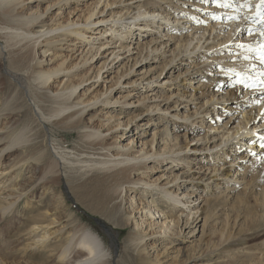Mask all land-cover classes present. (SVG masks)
Here are the masks:
<instances>
[{
    "label": "rangeland",
    "instance_id": "obj_1",
    "mask_svg": "<svg viewBox=\"0 0 264 264\" xmlns=\"http://www.w3.org/2000/svg\"><path fill=\"white\" fill-rule=\"evenodd\" d=\"M113 1L112 5L106 7L105 0H100L98 4V0L24 1L26 10L24 16L34 14L39 16L37 21H42L46 26L56 27L63 24L64 27L42 36L32 52L30 61V66L41 61V67L46 70L57 69V74L47 84L41 85L38 80L27 76V71H23L25 76L21 86L16 85L9 93H0V208L8 206L4 214L0 212V260L3 261L0 264H72L74 256L78 254L76 249L68 259L58 262V258L54 255L49 259L43 257L44 251L51 250V246L43 248V251L35 249V246L42 248L44 244L58 245L66 237L79 234L77 230L81 226L90 228L104 242L103 263L105 264H262L260 259H263L264 263V239H261L264 225L261 224L260 219L256 228L247 232L246 225L250 222H248L249 214L245 212L246 209H256L257 198L264 189L257 187V180H252V175L248 172L233 174L227 182L218 177L209 178L208 174L211 168L220 169L227 164H236L238 159L233 162V158L238 156V153L227 157L222 165L221 161L214 160L204 168H201L202 164H206L203 157H210L209 154H213L215 150L184 151L177 157L176 154H172L173 151L164 152L165 158L155 155L153 156L155 164H151L153 160L148 158L138 171L130 175L132 179L144 181L136 185L123 183L120 186L121 192L119 191L116 197L109 187L112 178L107 177L115 170L108 171L105 168L96 170L98 166H89L90 160L101 158L97 156L98 153H104V150L99 149L98 146L92 147L90 143L101 140L106 144H113L110 147L113 152L117 148L121 150L119 152H123V146L126 144L130 152L140 151L143 149L142 144H146L147 147L154 134H157L154 146L158 142L162 143V138H168V144H177V147L188 140H191L190 147L195 145L197 148L212 147L215 142L211 136H216L218 131H210L206 125L202 127L203 120L206 124L210 116L204 111H210L215 107L223 123L221 128L224 123L231 121L230 123H234L229 128L231 130L232 127L237 126L236 120L240 119L238 117L240 113L231 111L232 108L224 109L227 104L234 105L232 100H222L226 94L233 91L235 101L237 100L239 104L247 103L245 105L247 110H255L258 102H264V87L258 86L255 89L258 92L249 91L243 97L244 84L241 85L236 81L245 77L244 74L249 75L250 72L261 71L264 75V63L257 62L261 57L256 58L258 54L251 51L252 43L249 39L245 40L244 36L246 29L251 35L257 36L258 27H262V24L252 18L247 21L249 17L244 19L234 36L222 43V52L228 56L216 60L213 71L202 75L198 70H203L209 63L203 59L205 48L214 45L215 41H223L224 35L232 27L230 23L241 18L237 10L241 5H246L241 3L243 0L232 1L239 7H233L239 14L236 13L237 17L233 20H228L230 18L228 16L225 17L228 21L224 22H221L224 11L214 7L218 6L217 2H222L226 6L227 4L222 0H216L217 2L215 0ZM148 1H155L169 8L177 18L182 19L184 16L189 18L180 19L179 23L167 22L168 25L162 17L157 18L159 24L162 23L164 27L169 28L162 33L156 31V25H146L147 16L139 17L135 25L131 20L126 19L118 20L116 23L118 15H115L114 19L100 21L101 18H108L109 13L117 14L120 10L123 13L128 9V13L133 9L130 15L135 14L137 6ZM250 3L251 1L247 5L253 4ZM176 6L178 8L175 9ZM186 9L191 10L186 12ZM92 10L95 11V15L84 21ZM101 10L104 12L98 13ZM142 10L141 7L140 11ZM244 14L250 16V13ZM213 16H219L222 27L217 26L214 30L210 28V23L217 21ZM190 18L193 19L195 26L192 20L189 21ZM70 21L75 23V27L83 29L85 34L81 37L70 34L68 31L72 27L66 25ZM250 22L253 24L251 25ZM0 25L4 26L1 21ZM127 25H130L129 34L134 33V36L133 39L124 41L128 45L127 48L119 50L117 46L121 39L111 30L122 29ZM205 27L207 31H204V37L199 43L196 39L201 37L200 32H195L196 34L193 35L196 39H193L186 52V55L190 56L189 61H180L179 55L170 63L169 59L172 57V49L176 42L168 36L188 39L196 29L201 31ZM89 35L93 38L88 42L86 40ZM236 35H239L238 39ZM1 36L0 34L2 53L0 61L3 67L0 74L12 81L10 75L15 72L9 69V60H20L27 48L18 50V47L24 45L26 41L9 47V43ZM213 36L216 37L211 39ZM148 44L151 48L157 45L158 51L149 53V49H145ZM221 47L216 45V49ZM43 50H46L45 54L42 53ZM112 52L119 54L114 56ZM104 61H106L104 68L97 77L93 78ZM166 62L169 64L164 66ZM227 62L230 64L226 65ZM218 64L223 66H221L223 76L220 75L222 72L217 71L220 68ZM251 65L256 71L242 69L239 71V76L235 77L238 70L234 66L244 68ZM80 78H84L85 81L76 88L72 98L80 94L82 99H87L99 94L100 90H103L104 94H100L96 104L89 105L81 114L67 122L56 124L60 117L84 106L70 108L71 110L61 113L62 115L57 118L49 114L50 108L56 107L64 84L78 81ZM208 80L215 82L220 80L221 83L219 88H212L217 93L210 104H206L211 98L209 91L203 94L208 89L207 84L211 86ZM263 81L264 78L260 82ZM0 82L4 80L1 78ZM49 84L52 85L51 88H48ZM109 86L111 88L107 89ZM177 87L182 92H187L188 89L185 99H180L176 104L177 96L174 95L169 102H166L164 100L166 96L171 92L175 93ZM191 93L197 94L193 100L190 97ZM154 96L157 98L145 100ZM72 98L69 102H72ZM156 104H159V107L156 108ZM202 105H205L204 108H200ZM198 109L201 114L195 116L194 113ZM175 113L179 117L176 116L174 120L180 126L192 124L195 131H175L172 125L168 126L167 122L172 121ZM186 116L192 117L185 121ZM79 118L83 124L100 127L99 138L96 136L86 139L82 135L89 129L71 125ZM254 118L257 128L253 130H258L260 121L264 120V103L262 110ZM163 121L166 122L160 123ZM117 122H121V125L116 127L114 124ZM20 130H23L27 141L14 145L11 149L1 150V147L7 145ZM184 133H187V138L181 140ZM177 134H179L178 140ZM204 136L206 138L201 140ZM246 141L249 142V139ZM37 144L43 146L41 152L45 153L42 159L44 163L30 156L32 146ZM233 144L235 143L232 141L227 142L226 146L222 144L219 149H227L230 155L232 153L230 146ZM240 145L242 147L244 144ZM249 145L245 144L239 155L245 156L244 147L248 148ZM163 146L161 144L160 148ZM254 152L259 154L255 153L251 158L262 155L260 159L264 162L260 147H255ZM184 153H187L190 159L188 166L180 160ZM57 154L64 155L69 161L61 159ZM48 155L58 164L57 172L48 174L37 182L38 175L42 173L49 160ZM174 157H176L175 161L169 162V159ZM75 159L86 162H77ZM17 160L19 162L13 165ZM245 160L247 162L248 158ZM150 164L155 166L152 170L149 169ZM176 175L178 179L175 182L167 183ZM55 177L59 180L52 182L51 178ZM261 179H264V172ZM146 180L147 183L156 182L150 186L145 184ZM157 186L177 190L176 201H170L168 196L162 193V188L158 189ZM43 190L44 194L40 196ZM184 193H188L189 196ZM107 196L113 199L109 200ZM239 198L243 199L242 204L238 203ZM148 205H154V208L150 209L152 213L146 208ZM35 215H39L41 224L32 231L30 222L34 220ZM227 215L229 222L228 225H224ZM166 216H169L166 220L169 222V227L163 232L159 224ZM195 218L196 220L191 223ZM185 219H188L186 225ZM174 223L177 224L174 226ZM158 228L160 232H156ZM221 233H223L222 237ZM35 234L44 235V241H38L39 236ZM236 235L247 236V243L240 245L235 242L233 245L232 239ZM137 238L139 241L135 244ZM27 244L30 245L26 246Z\"/></svg>",
    "mask_w": 264,
    "mask_h": 264
},
{
    "label": "bare ground",
    "instance_id": "obj_2",
    "mask_svg": "<svg viewBox=\"0 0 264 264\" xmlns=\"http://www.w3.org/2000/svg\"><path fill=\"white\" fill-rule=\"evenodd\" d=\"M24 1L25 0H0V21L4 24V26L0 25V34L2 35L1 37H3L6 40V42L9 43V45H10L9 47H14L16 44H19L22 41H26L24 45L18 47V50H22L24 48H27V51L21 56L20 60H17V61L9 60L8 67H9V69H11L15 72L12 75H10V77L13 78L12 81L7 79L4 75L0 74V81H1V78L4 80V82H0V86H1L0 87V93H9V92H11V90L16 85L21 86L22 83H24V76H25L24 73H22L23 71L24 72L27 71V76H30L31 78H33V80H38L39 84H41V85L47 84V82L57 74V69L46 70L43 67H41V63H42L41 61L36 62L32 66H30L31 65L30 61H31L32 52L34 51L35 46L39 43L40 38L42 36L48 34L49 32H52L53 30H59V29L61 30L64 27V25L61 24V25H58L56 27H54L53 25H47L46 26V24H44L42 21H37L39 18V16H37V15L32 14V15L24 16L26 14V10L24 8ZM105 1H106L105 7L107 5H112L114 3L113 0H105ZM222 1H223V3H225L227 5L225 6L224 4H222V2L216 1L218 3V6H214L218 9L221 8V10L224 11V13H222V15H221V19L223 20L221 22L228 21L227 19H225V17H227V16L230 17V15L232 16L233 19H236L235 17H237L236 16L237 11L236 12L232 11V9H233V7H238V6L234 2H232L233 0H231V1L222 0ZM245 1L246 0H243L241 3L243 4V3H245ZM250 1H251V3H253L252 5L264 3V0H250ZM99 2H100V0H98L97 4ZM137 7L138 8H137L135 14L133 13L132 15H130L133 9L128 13H127L128 9L123 13L120 10L117 12V14L109 13L108 18H101L100 21H107L110 18L114 19L113 17L115 15H118L116 18V21H115L116 23H118L117 22L118 20L123 21L126 19V20H131L133 25H135V24H137L135 22L139 17H146L147 16L148 20H146V21L148 22V24H146V25L147 26L156 25V31L158 33H162V31H167V30H169V28L164 27L162 23L159 24V22L156 21L157 18L163 17V14H164V16L168 15L169 18H171L170 24L179 23L180 22L179 20L181 19V18H177L176 15H174V13L171 12V10L169 8H166L163 5L157 4L155 1L154 2L148 1L144 4L138 5ZM141 7L143 8L142 11H140ZM176 8H178V7L176 6L175 9ZM208 8H210V7H208ZM211 8H213V7H211ZM189 10H191V9H188V10L186 9V12ZM103 12H104V10H101L98 13H103ZM245 12L250 13V16H249V14H244ZM245 12L242 13V15L240 14V16H241L240 19L238 18V19H236V21H233L230 23L232 25V27L229 29V32L224 35L223 41H215L214 45L210 46L209 48H205V52H204L205 55H204L203 59H206L209 63H208V66H206L203 70L202 69L198 70V72H201L202 75H207L209 72L213 71V65H214L216 60H222L228 56V54H224V52H222L223 51L222 43L228 41L229 37L234 36L235 31L238 29L239 25L241 24V22L244 19H247L248 17H253V10L252 9H248ZM93 15H95L94 10H92V12L89 14V16H87V18L84 21L89 20ZM129 15H130V17H129ZM213 17L217 21L213 22V24L210 23V25H209V26H211L210 28L212 30H214L217 26L222 27L223 25H222V23H220L219 16H217V17L213 16ZM183 18H189V17L184 16V17H182L181 20H184ZM263 18H264V16H263ZM191 20H192L193 26H195V24L193 23V19L190 18L189 21H191ZM260 20L261 19H257V22H259ZM155 21H156V24H155ZM207 22L209 23L210 19L207 20ZM250 24H251V22H250ZM66 25L67 26L69 25L70 27H72L71 29H69L68 32L70 34H73L74 37H81L85 34L84 33L85 31L83 29H81L80 27H75L74 26L75 23H73L72 21L67 22ZM129 26L130 25L123 26L122 29H118V30H115V29L111 30L110 29L112 32L116 33V35L118 36L119 39H121L119 45L117 46L119 48V50L120 49L123 50V49L127 48L128 45L125 42H127V40L133 39L134 33L129 34V33H131ZM258 30H259L258 32L256 31L257 36H256V34L251 35L249 33L248 29H246V35H244L245 40L249 39L250 42L252 43L251 51H255V54H259V52L261 50L264 52V29L262 27H260V28L258 27ZM204 31H207V27H205V29H203L201 31H197V29H196L190 35V38H188V39H184L181 37L176 38L175 36H171V35L168 36L170 39L172 38L176 42L175 47L172 49V57L169 59L170 63L174 60V58L176 56H179V55L181 56L180 61H182V60L183 61L184 60L189 61L190 56L186 55V52H187L188 46L191 45V43L193 42V39L194 40L196 39V37H194L193 35L195 32L196 33L200 32L199 34L201 37L196 39L197 40L196 42L199 43L202 40V37H204ZM181 33L182 32H180V34ZM163 35H165V34H163ZM216 36H213L211 39H214ZM236 36H237L236 38L238 39L239 35H236ZM87 38H88V40H86V41L89 42L90 41L89 39L93 38V36L89 35ZM154 40H156V39H154ZM205 41H207V38L205 39ZM240 42H242L241 39H240ZM151 43L152 42H150V44ZM150 44L146 45V47H145V49L146 48L149 49V53L158 51L157 45L154 46L153 48H151ZM217 44L220 45V47L222 46L220 49L217 48L218 50L216 49ZM196 47H197V45H196ZM193 48H195V45ZM45 52H46V50L42 51L43 54H45ZM1 54L2 53L0 51V56H1ZM112 54H113V52H112ZM118 54L119 53H114L113 55L117 56ZM256 58H260V57L258 55H256ZM257 62H260L261 64H263L264 59L263 58H260V60L257 59ZM105 63H106V61H104L103 63L100 64V66L98 67L97 71L95 72V75L93 78H95L99 75L101 69L104 68ZM167 64H169V63L166 62L164 64V66H166ZM229 64H230L229 62L226 63V65H229ZM221 66L222 65L220 64L219 65L220 68L217 71L222 72L223 68H221ZM252 66L253 65H251V67L245 66L244 68H240V67L236 68V66H234L235 69L238 70L235 74V77L239 76V74H240L239 71H241L242 69H248V70L251 69L252 71H254L255 68H253ZM2 67H3V65H2V62L0 61V73H1ZM259 67H261V66H259ZM224 69H225V67H224ZM129 70L131 71V68ZM162 70H163V68H162ZM17 72H21V73H17ZM220 75L223 76L224 75L223 72ZM249 75L253 76L254 79H256V81H261L264 78V75L261 74V71L260 72L256 71L253 73L250 72ZM238 79H240V78H238ZM84 81H85L84 78H80L78 81L65 83L64 86L62 87V93L58 96L59 101L56 102L57 103L56 107H52L49 110V114H51V116H55L57 118V117H60L62 115L61 113L65 112L67 110H71L70 108H73V107L78 106V105H84V106L80 107L76 111L67 113L63 117H60L61 119H59L56 122V124L67 122L68 120L72 119L76 115L81 114L83 111L86 110V108L89 105H92V104L95 105L96 104L97 100L100 97V94H104L103 90H100L99 94H96V95H94L90 98H87V99H82L80 94L76 95L72 98V96L74 95V93L76 91V88L80 84H82ZM208 81L211 83V86H210V84H207V87H208L207 91L203 93V91L200 90L201 93H203V94L207 93L208 91L210 93L211 98L208 99L206 104L212 103L214 101V99L216 98L217 91H213L212 88L213 87L219 88L221 85L220 80H218L217 82H215V80H208ZM215 83H217V84H215ZM262 84L264 85V81L262 82ZM51 87H52V85L49 84L48 88H51ZM150 87L151 86H149L148 89H150ZM231 87H232V85H231ZM108 88H111V86L107 87V89ZM175 90H176L175 93L171 92L168 96H166V98L164 99V100H166V102H169V100L175 95V96H177V101L175 103L178 104V101L180 99H185V94H188V89H187V92H185V91L182 92L181 90L178 89V87ZM194 90H199V89L194 88ZM194 90H193V92H194ZM251 90H253V91H251ZM249 91L251 93L258 92V91H255L254 87H251L247 83H244V88H243V93H242V95H244L243 97H245L247 95L246 92H249ZM3 95H6V94H3ZM196 95L197 94L191 93V95H190L191 99L193 100ZM226 97H227V99H226ZM226 97H223L222 100L223 99L225 101H231L232 100V101H234V105L230 106L229 104H227V105H225L224 109L227 110V109L232 108L231 111L235 110V112L240 113V115L238 116V117H240V119L236 120V123H238L237 126L232 127L233 129L230 130L229 129L230 126L233 125L234 123L233 122L230 123L231 121L226 122V123H224L223 127L221 128L223 123H222V120L220 118L219 112L216 110L215 107H213V109H211L210 111L209 110L204 111V112H207V114H209L210 116H209V119L207 120L206 124H205V120H203L202 127L204 125H206L208 130L218 131V134L216 136L215 135L211 136L215 142L212 147L207 146V148H203V147L197 148L196 145L194 147H192V146L190 147L189 145H190L191 140L184 141V142H182V144H180L179 147H177V144H173V145L168 144V141H169L168 138H162V143H160V142L156 143L158 145V147H157V145L154 146V142L156 140L157 134H154V136L152 137V140L150 142H148L147 147H146V144H144V145L142 144L143 149L140 151L130 152L128 150V144H126L123 146L124 147V150H122L123 152H119L121 150H119L118 148L115 152H113L112 149L110 148L111 146H113V144H106V142L101 140L97 143H90V145L92 147L98 146L99 149L104 150V153H100V154L98 153L97 156H101V158L97 159V160H90L89 164H91V165H89V166L90 167L92 165L98 166L99 168L96 170H101L103 168H105L108 171L112 170V169L115 170L112 175H108L107 177L112 178V179H110L111 182H109V183L111 186H109V187H110V189L112 188V190L114 191V196L116 197L117 194L119 195L118 192L120 191V186L123 185V183L125 184L127 182V184L129 183L132 185H136V184L144 181V180L140 181V180L134 179V178L132 179L130 177V175L134 171H138L142 167L144 161L147 160L148 158H152L153 162L151 164H155L154 163L155 159L153 158V156H155V155H157V156L161 155V157L164 156V158H165L164 152L170 153L173 151L172 154L173 153L176 154V157H177V155L180 152H184V151H192L193 152V151H199V150L200 151H202V150H208V151L215 150V152L213 151L214 152L213 154H211V153L209 154L210 157H205V156L203 157V159L206 161V164H202L201 168L202 167L204 168L205 166H207V164L209 162H213L214 160L221 161L220 164L222 165L223 163H225V160L227 157L235 156L238 153V156H235L233 158V162H235L238 159V162L236 164H233V163L230 165L227 164L224 168L221 167L220 169L219 168H217V169L211 168L210 171L208 172V174L210 175L209 178L218 177L219 179L227 182V180H229V178L231 176H233V174H237V173L243 174L245 172H248L252 175V180H257V183H256L257 187L259 189H260V187H262L264 189V179H261L262 173L264 172V162H261L263 159L262 160L260 159L262 155L260 157L254 156V158H251L253 155H255V152H254L255 147H258L259 145H264V138H263L264 137V120L262 119L260 121V124L258 125V130H253V128L256 127V124H254V121H255L254 117L260 113V111L262 110L264 102H261V101L258 102L255 105L256 106L255 110L254 109H248L247 110V109H245V105H247V103L239 104L236 102L237 100L235 101L233 91H231L229 94H226ZM243 97L241 98V100L243 99ZM71 98H72V102H69V100ZM153 98H157V97H155V96L154 97H147L145 100H149V99H153ZM258 100H259V98H258ZM107 102L108 101L106 100V103ZM4 103L7 104L8 102L7 103L4 102ZM204 106L205 105H202L200 108H204ZM155 107L156 108L159 107V104H156ZM199 110L200 109L196 110V112L194 113L195 116L201 114L199 112ZM176 116L179 117L177 115V113H175L172 121L170 123L167 122L168 126L172 125L174 127L175 131H178V130H185L186 132H188V131L194 132L195 131V129H193L192 124L191 125L185 124V125L180 126L176 122V120H174L175 118H177ZM191 117L192 116H189V117L186 116V117H184V120L188 121V119H191ZM161 120H162V118H161ZM164 122H166V121H163L160 123L164 124ZM71 125L73 127H76V128L81 127V128L89 129V131H85L82 135L86 139H91L92 137H96V136L99 138V136L101 134L100 127L97 128V127H94L91 125L89 126L86 123L83 124L81 121V118H79L76 122H74ZM120 125H121V122H117L116 124H114V126H116V127L120 126ZM111 127H113V126H111ZM228 129L230 131H228ZM253 133H254V135H252ZM219 134H222V135L220 136ZM178 135L179 134H177V140L179 139ZM217 136H219V137H217ZM186 138H187V133H184V135L181 137V140H183V139L185 140ZM205 138H206V136L202 137L201 140H204ZM219 138H220V143L218 144ZM246 139H249V142L253 141L251 143L257 144L258 146L252 145L250 147V149L246 148L245 156H243L241 154L239 155V152L242 150V147H243V146L241 147L240 144H248ZM243 140H245V141H243ZM24 141H27V137L25 136L23 130H20L8 141L7 145L1 147L2 148L1 150L11 149L14 145H18L19 143L24 142ZM231 141H232V143H235L236 145L233 144L230 146V148H231L230 152H232L230 155L228 154L227 149H222V148L219 149L220 145L223 144L224 146H226L227 142L229 143ZM130 142L131 141H129V143ZM244 142H247V143H244ZM161 144H162V146L164 145L162 148H160ZM42 148H43L42 145H39V144L33 145L32 146V153L30 156H32L34 158V160L39 161V162L41 161L44 163V161H42V159H43L45 153L41 152ZM147 148H151V149H147ZM261 152H263L262 154L264 155V150H261ZM214 154H216V155H214ZM57 155H59V157L61 159L65 160V161H69V159H65L64 155H60V154H57ZM49 157H50V155H48V158ZM176 157L170 158L169 162L175 161ZM188 157L189 156H187V153H184L182 158H180V160L182 162H184L187 166L190 163V161H189L190 159ZM246 158H248L247 162L245 160ZM76 161L77 162H83L84 160H76ZM18 162H19V160H17L15 163L13 162V165L18 163ZM84 162H86V161H84ZM151 164L149 167L150 170H152V168L155 167ZM57 165L58 164H56L55 160H53L52 158H49L48 162H46L45 168L42 169V173L40 175H38L36 181L40 182V180H43L42 178L45 177L46 175L56 173L57 172V169H56ZM117 167H118V169H117ZM208 168H210V167H208ZM170 169H172V168H170ZM206 169L207 168H205V170ZM205 170H203V171H205ZM179 178H181V177H179ZM177 179H178L177 175L172 176V178L167 183L175 182ZM51 180H52V182H55V181H58L59 178L55 177V178H51ZM147 182L148 181L146 180L145 184H147V185L149 184L151 186V185H154V183L156 181H153L151 183H147ZM260 185H263V186H260ZM157 187H158V189L162 188V193L167 195L170 201H172V202L176 201V197L178 195L177 190L173 191L172 189H165V187H163V186H160V187L157 186ZM41 194H44V190L40 193V196H41ZM184 195L189 196L188 193H184ZM107 198L109 200L113 199L111 196H107ZM131 201L134 202V199L131 198ZM184 202H188V201H184ZM238 203L242 204L243 199L239 198ZM152 207L154 208V205L146 206V208L148 209V211L150 213H152V211L150 210ZM7 208H8V206H5V207L2 206L0 208L1 214H4L5 211L7 210ZM257 209H259V211H257ZM245 212L247 214H249V221L248 222H250L246 225V231L247 232L255 229L256 226L258 225V223L260 222V219H261V224L264 225V190H262L260 192L259 197L257 198L256 209H246ZM153 213H154V210H153ZM196 213H197V211H196ZM258 215H260V216L258 217ZM38 217H39V215H35V217H33L34 220H32L30 222V226H31L30 228H32V231H35L36 228L40 227L41 221H40V218H38ZM163 219H162V222L159 224V226H160L159 228H160V230L165 232L166 229L169 227V222L166 221L169 219V216H166ZM195 220H196V218L193 219L191 223H193ZM228 222H229V216L227 215L225 218V221H224V225H228ZM176 224L174 223V226ZM186 224H188V219H185V225ZM159 228H158V231H156V232H160ZM77 232H79V234H77V235L74 234L71 237H66L58 245L51 244V245L47 246V244H44L42 246V248L40 246H38V247L35 246V249H39V250L43 251L45 249V247L51 246V250L44 251L43 257L45 259H49L51 257V255H54L58 258V262H62V261H65L66 259H68L70 254L72 253V251L74 249H76V250H78V254L76 256H74V258L72 257L73 258L72 264H105V263H103V260L105 257V250H104L105 245H104V242L101 240L100 236L97 233H95L94 231H92L90 228H87L84 226H81L79 228V230H77ZM222 235H223V233H221V237H222ZM254 235H255V233H254ZM35 236H39L38 241H40V240L44 241V238H45L44 235L35 234ZM246 238H248V237L247 236L240 237L239 235H236L232 239V241H233L232 244L234 245L235 242L237 244H240V245L246 244L247 243ZM28 239H30V238H28ZM261 239H264V234H262ZM136 240H137V242H135V244H138L139 238H137ZM28 245H30V244H27L26 246H28ZM0 262H3V261L0 260ZM260 262L262 264H264L263 259H260Z\"/></svg>",
    "mask_w": 264,
    "mask_h": 264
}]
</instances>
